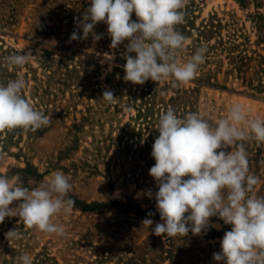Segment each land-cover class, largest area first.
<instances>
[{"label": "rangeland", "instance_id": "rangeland-1", "mask_svg": "<svg viewBox=\"0 0 264 264\" xmlns=\"http://www.w3.org/2000/svg\"><path fill=\"white\" fill-rule=\"evenodd\" d=\"M90 3L0 0V82L23 77L24 98L50 117V124L35 132H0V175L12 177L18 174L17 168L31 166L44 181L61 171L70 178L71 191L79 201L98 203L108 196H132L142 209L157 211L155 199L146 195L149 190L158 191L149 175L155 160L149 166L143 162L153 159L152 145L144 148L159 135L155 129L159 116L169 108L165 104L177 88L171 80L157 83L149 79L145 83L153 82L154 92L148 99L150 104L138 99L137 91L136 100L102 99L108 77L123 65L128 41L110 48L111 38L103 22L93 28V33L102 35L100 40L91 34L87 39H69L73 31L82 35L78 22ZM185 10L192 12L196 23L214 13L223 20L238 19L239 34L247 33L250 49H256L252 23L246 18L255 11L253 4L243 11L234 0H188ZM259 11L264 12V8ZM45 27L55 30L48 34ZM21 52L32 54L25 66H5V57ZM224 84L227 89L201 87L194 107L176 109V115L183 118L199 112L215 123L232 105L240 104L249 118L264 119V98L245 93L236 80ZM193 87L191 82L180 86ZM248 146L253 150L248 154L249 170L258 176L264 172V163L256 172V152L253 145ZM231 150V146L226 149ZM260 188L261 182L254 189L257 196ZM217 218L211 217L208 227L218 233L214 237L206 230L200 235L189 232L169 238L152 232L155 224L163 221L152 219L153 225L147 228L141 223L143 219L110 207L82 212L75 206L70 214L53 216L54 223L65 227L63 237L25 227L18 222L19 217H6L0 224V264H16L22 253L30 254L33 264H223L213 260V253L221 250L220 240L232 226ZM14 228L22 231L21 238L9 242L5 233Z\"/></svg>", "mask_w": 264, "mask_h": 264}, {"label": "clouds", "instance_id": "clouds-1", "mask_svg": "<svg viewBox=\"0 0 264 264\" xmlns=\"http://www.w3.org/2000/svg\"><path fill=\"white\" fill-rule=\"evenodd\" d=\"M187 3L188 0H91L78 22L82 35L73 31L69 39H87L91 34L98 41L102 35L93 33V28L103 22L111 38L110 48L128 41L124 81L143 85L149 79L157 83L171 80L173 87H180L195 78L207 52L201 45L186 61L177 58L188 41L176 27L185 21ZM133 13L137 20L131 19ZM31 55L14 53L4 58V64L9 68L23 67ZM25 87L26 81L20 76L0 82V132H35L50 124V117L24 98ZM102 99L113 102L116 98L112 91L105 90ZM155 129L159 135L152 145L155 164L149 175L158 191L149 190L146 195L155 199L163 223L155 224L153 234L169 238L184 237L189 232L200 235L215 216L232 227L224 232L221 250L213 253L214 261L264 264V196L255 194L260 180L249 170L244 143L264 144V119L249 118L240 104L232 105L227 115L215 123L199 112L178 117L169 107L159 116ZM230 146L232 150L226 151ZM71 190L70 178L61 171L53 172L34 187L25 186L19 174L0 175V224L6 217H19L18 222L25 227L63 237L65 227L54 223L52 217L73 211ZM13 202L19 203L10 207ZM141 223L149 228L154 221L145 218ZM21 235L22 231L14 228L5 233V238L10 242ZM16 264H33V258L22 253Z\"/></svg>", "mask_w": 264, "mask_h": 264}, {"label": "trees", "instance_id": "trees-1", "mask_svg": "<svg viewBox=\"0 0 264 264\" xmlns=\"http://www.w3.org/2000/svg\"><path fill=\"white\" fill-rule=\"evenodd\" d=\"M234 1L243 11H247L251 4L254 5L255 11L247 15L246 18L252 23L251 28L255 35L254 45L256 49H250V36L247 33L239 34V30L236 28L238 19L229 17L223 20L214 13L208 18L202 19L199 23H196V17L192 15V12L185 10L184 23L176 27L188 38L189 42L185 44L184 49L179 51L177 58L186 61L194 53L196 48L201 45L207 48L206 58L204 63L200 65L195 78L190 81L194 84V87L188 89L176 87L177 89H174L175 91L173 92L174 96H171L165 104L167 108L172 107L174 110L192 109L194 103H196V94H198V90L201 87L227 89L224 83H227L229 79L236 80L241 87L245 88V93L264 98V12L259 11L264 8V0ZM131 19L137 20L135 13L132 14ZM45 30L46 33L49 34L54 32L55 28L48 29L45 27ZM131 55L135 56L136 54L131 53ZM83 56L84 55L80 57ZM123 60V65H125L126 59L124 58ZM225 60L227 61L226 70H223ZM123 65L114 69V72L108 77L109 82L106 84V87L102 88V93L105 90L112 91L116 98L113 102H116L122 100L124 97H133L136 100L135 95L137 91L139 92L138 99H146V102L143 103L150 104V94H154V92L151 91V84H153V82L148 83L150 82L148 81L143 85H133L131 82L124 81L123 77L125 71ZM220 76L222 78L221 80L219 79ZM133 89H135V92H132ZM154 140L155 138H152V142H148L144 149H149L150 144L153 145ZM244 143L247 147L248 154L253 151L248 149V145L251 144L254 146V151L256 152V166L258 167L256 170L257 172L259 171V164L264 163V144H257L255 141H247ZM139 151H143V148ZM153 161L154 158L143 162L149 166L153 164ZM16 170L21 176L25 186L34 187L42 181L41 175L31 166L17 168ZM257 177H259L261 182L259 196H264V172L260 173ZM69 196L75 201V206L82 212L110 207L125 213H131L137 219L151 218L161 220L158 211L153 209H142L132 196L115 199L108 196L105 201L98 203L79 201L72 191L69 193ZM149 213H152L151 217L148 216ZM216 220L223 224V221L219 218ZM207 230L212 233L211 237L218 234L211 228Z\"/></svg>", "mask_w": 264, "mask_h": 264}]
</instances>
